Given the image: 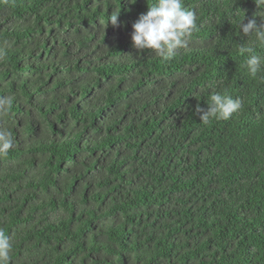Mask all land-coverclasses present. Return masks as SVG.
Instances as JSON below:
<instances>
[{"label":"trees","instance_id":"1","mask_svg":"<svg viewBox=\"0 0 264 264\" xmlns=\"http://www.w3.org/2000/svg\"><path fill=\"white\" fill-rule=\"evenodd\" d=\"M132 2L0 0L9 264H264V71L238 27L264 5L183 0L197 28L162 62L131 39L155 0ZM213 90L242 107L203 124Z\"/></svg>","mask_w":264,"mask_h":264},{"label":"clouds","instance_id":"2","mask_svg":"<svg viewBox=\"0 0 264 264\" xmlns=\"http://www.w3.org/2000/svg\"><path fill=\"white\" fill-rule=\"evenodd\" d=\"M255 2L258 9L260 5H264V0H255ZM119 15L120 12L113 11L109 16L108 24L118 26ZM245 19L246 17L240 20L238 27L248 37L249 46L242 45L239 51L247 53L243 67L255 77L264 71V56L254 52V46L264 47V23L257 24L255 19H249L244 23ZM132 27L131 39L135 49L139 52L150 51L160 57L162 62H168L180 49L187 46L197 28V15L193 10L184 7L183 0H155L151 5L148 3V11L141 14ZM207 104V111L199 105L196 108L203 124H208L212 119L229 120L242 107L239 98L233 99L227 92L215 90L208 96ZM9 106L10 101L7 98L0 100V110L6 112ZM12 147L13 140L10 134L0 132V153H7ZM11 249L10 239L0 232V264H9Z\"/></svg>","mask_w":264,"mask_h":264}]
</instances>
